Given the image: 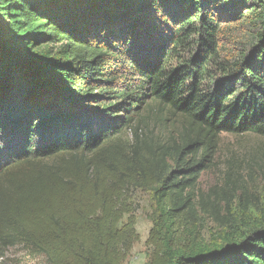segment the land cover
Instances as JSON below:
<instances>
[{"label":"trees","instance_id":"16d2710c","mask_svg":"<svg viewBox=\"0 0 264 264\" xmlns=\"http://www.w3.org/2000/svg\"><path fill=\"white\" fill-rule=\"evenodd\" d=\"M222 133L264 136V0H0V258L125 264L141 190L147 264H264V199L197 188Z\"/></svg>","mask_w":264,"mask_h":264},{"label":"rangeland","instance_id":"374dc122","mask_svg":"<svg viewBox=\"0 0 264 264\" xmlns=\"http://www.w3.org/2000/svg\"><path fill=\"white\" fill-rule=\"evenodd\" d=\"M249 39V32L240 25L227 26L220 37L222 50L225 54L233 55L239 47ZM154 108V107H153ZM152 108V109H153ZM150 110L148 125L154 134H159L157 118L165 116L164 112L155 115ZM155 109V108H154ZM166 117V116H165ZM166 136H177L180 130L187 125L186 121L179 117H166ZM130 130L124 132L125 139L129 138ZM209 167L202 172L198 182V190L203 193H216L222 196L227 192V197L237 201L240 196L251 207L260 204L264 199V136L244 133H222L217 138L211 151ZM213 195V194H212ZM214 196V195H213ZM136 204V228L139 240L135 243L125 264H147L152 253L148 238L153 226L151 219L153 200L148 191L136 190L133 195ZM219 228L212 220H206L203 234L210 237L213 231ZM0 264H46L44 256L32 255L24 247L11 248L4 258H0Z\"/></svg>","mask_w":264,"mask_h":264}]
</instances>
